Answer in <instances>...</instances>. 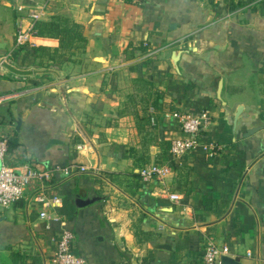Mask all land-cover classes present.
<instances>
[{
  "label": "crops",
  "instance_id": "obj_1",
  "mask_svg": "<svg viewBox=\"0 0 264 264\" xmlns=\"http://www.w3.org/2000/svg\"><path fill=\"white\" fill-rule=\"evenodd\" d=\"M37 2L42 21L69 18L87 42L17 49L34 2L0 0V57L33 71L0 74L6 162L49 171L45 192L63 201L42 219L34 187L0 214V264H54L62 227L87 264H205L209 244L264 264V0ZM202 110L201 144L174 156L180 117ZM154 163L171 171L144 183ZM74 164L91 171L66 176ZM76 196L101 199L78 208Z\"/></svg>",
  "mask_w": 264,
  "mask_h": 264
},
{
  "label": "built area",
  "instance_id": "obj_2",
  "mask_svg": "<svg viewBox=\"0 0 264 264\" xmlns=\"http://www.w3.org/2000/svg\"><path fill=\"white\" fill-rule=\"evenodd\" d=\"M31 1L34 2V5L29 12L28 24L25 25L23 21H20L17 27V49L27 48L31 45L35 27L42 21L46 11L47 4H40L37 0ZM4 62L11 64L8 56L0 57V74L6 70L3 66ZM7 98L6 95H0V105ZM179 120L183 137L173 139L170 148L171 153L177 157L185 156L197 149L201 144L203 132L211 123V115L208 110H202L195 115H182ZM211 147L213 152L219 149L214 144ZM8 151L9 139L7 135L2 133V117L0 115V214L22 200L28 190L32 188V191H34L37 188L36 191L40 190L39 192L42 193L36 196L35 201L41 208L40 218L46 219L50 215V210L61 207L63 203L60 197L45 192L44 181L50 178L51 173L47 170H37L32 167L19 171L18 168L6 162ZM90 171L91 168L85 164H74L64 169L66 176H74L83 172L89 173ZM170 171L169 165L154 163L144 166L140 170V175L142 181L148 183L163 179ZM57 220H60L62 224L65 223L60 218H57ZM74 241V233L66 227H62L57 234L56 250L53 256L54 264H87L86 259L74 250ZM230 254L231 249L228 246L209 244L204 252L203 260L205 264H220L221 258Z\"/></svg>",
  "mask_w": 264,
  "mask_h": 264
},
{
  "label": "trees",
  "instance_id": "obj_3",
  "mask_svg": "<svg viewBox=\"0 0 264 264\" xmlns=\"http://www.w3.org/2000/svg\"><path fill=\"white\" fill-rule=\"evenodd\" d=\"M34 36L45 37L51 42H58V46L53 49L55 54L64 51H71L74 48L83 47L87 42L84 27L69 18H54L50 22H39L35 27ZM52 48L47 46H32V51L36 55L46 56L50 54Z\"/></svg>",
  "mask_w": 264,
  "mask_h": 264
},
{
  "label": "water",
  "instance_id": "obj_4",
  "mask_svg": "<svg viewBox=\"0 0 264 264\" xmlns=\"http://www.w3.org/2000/svg\"><path fill=\"white\" fill-rule=\"evenodd\" d=\"M3 66L7 70H9L13 73L19 74V75H30L33 73V71H30V70L18 69L8 62H4ZM100 199H101V197H98V196H92V197H88V198H82L81 196H76L74 198V201H75V204L78 208H83V207H86V206H89V205L95 203L96 201H98ZM160 247L171 249V247L168 245H161ZM220 264H242V263L239 260H237L236 258H233L231 256H223L220 260Z\"/></svg>",
  "mask_w": 264,
  "mask_h": 264
}]
</instances>
